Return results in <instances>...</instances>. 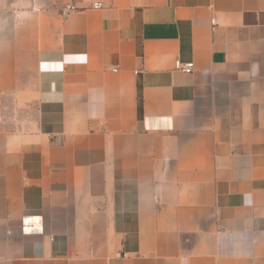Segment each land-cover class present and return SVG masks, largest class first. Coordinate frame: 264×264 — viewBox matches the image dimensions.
I'll use <instances>...</instances> for the list:
<instances>
[{
    "label": "crops",
    "instance_id": "obj_1",
    "mask_svg": "<svg viewBox=\"0 0 264 264\" xmlns=\"http://www.w3.org/2000/svg\"><path fill=\"white\" fill-rule=\"evenodd\" d=\"M0 264H264V0H0Z\"/></svg>",
    "mask_w": 264,
    "mask_h": 264
},
{
    "label": "built area",
    "instance_id": "obj_2",
    "mask_svg": "<svg viewBox=\"0 0 264 264\" xmlns=\"http://www.w3.org/2000/svg\"><path fill=\"white\" fill-rule=\"evenodd\" d=\"M94 9H100L101 5L100 4H95L93 5ZM73 6H67L64 8V10L61 12V16L65 17L69 12L74 11ZM193 65L192 63H181L180 61H175L174 62V70L179 71L184 74H189L192 72Z\"/></svg>",
    "mask_w": 264,
    "mask_h": 264
}]
</instances>
